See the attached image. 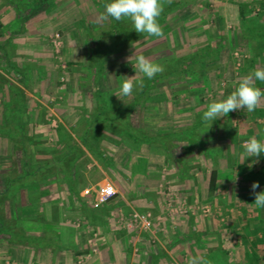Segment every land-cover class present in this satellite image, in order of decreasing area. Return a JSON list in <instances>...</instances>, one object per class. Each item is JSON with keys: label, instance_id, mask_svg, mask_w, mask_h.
I'll use <instances>...</instances> for the list:
<instances>
[{"label": "crops", "instance_id": "obj_1", "mask_svg": "<svg viewBox=\"0 0 264 264\" xmlns=\"http://www.w3.org/2000/svg\"><path fill=\"white\" fill-rule=\"evenodd\" d=\"M110 2L111 0H80L79 2L0 0V167L9 168H4L2 162H6L5 158L11 154L24 155L27 156V162L39 163V160L43 161L48 156L44 154L47 149L40 150L42 145L52 148L49 153L55 155L66 144L75 141L83 154L74 165L67 167L70 173L73 172L70 176L74 175L73 185L77 189V196L71 195L66 189L67 198L72 203H82L88 197L87 192L95 185L88 186L85 181L83 171L89 169L101 171L103 180H108L106 172L111 169L127 170L134 181L137 178V170L140 169L141 174L145 175V178L143 177L145 181L157 182L156 190L145 193L147 198L155 194H160L163 198V202H159L163 207L160 213H155L153 209L144 210L150 211L152 226L149 229L140 228L136 234L133 229L125 231L122 228L124 237H119L117 241L114 239L109 245L106 243L112 248L107 247V254L101 256L98 264H187L191 256L204 257L210 261V264H248L252 253L246 251H254V247L249 244L241 245L239 248L234 242H231L232 245L223 242L219 236L221 225L216 226L214 223L219 230L214 228L211 226L213 219L211 215L206 214L203 209L197 210L196 201L200 199V195L204 197L201 198L203 203L206 200H213L216 203V194L220 190L218 187L226 186L227 183L230 185L233 174L240 171V169H232L231 159L228 160L229 163L225 157H221L222 150L218 152L219 147L213 149L200 147V144L207 139L206 132L215 134L218 139L223 135L217 127L220 118L213 122L202 120L203 113L210 104L199 99L203 94L202 91L208 89L210 85L208 80L211 74L208 67L205 66V81L190 79L182 74H179V77H167L166 83L155 89L161 94L160 100L145 101L142 105L147 112L143 117V109L140 110L142 125L150 135L153 132L154 135L164 138V143H161L160 147L152 146L151 142L130 144L127 141L126 145L120 142L116 146L115 143L119 139L115 142L107 140L108 133L104 130L93 131L90 122L97 120L96 114L105 115L108 112L111 115L122 106L134 103L136 91L140 88L134 87L132 94L125 96L121 92V87L125 77L135 75V79H139L143 75L139 70L136 72L132 68L136 65L138 55L147 56V51L161 50L165 58L182 56L189 58L192 55L197 58L202 50L206 49L209 52V55L205 56L206 60L212 61L216 57L215 53L225 43L221 33L218 31L216 33V21H219L224 29L235 27L242 41L250 47L249 41L242 35V24H250V21H253L250 20L249 12L263 10L264 14V0H171V2L162 0L163 11L160 15L162 18L160 25L164 32L162 37L141 33H139L141 36H137L138 33L130 19L127 23L121 22L122 20L116 21L111 17L102 20L105 5ZM241 3L250 4L251 7L248 8L250 10L245 11L241 8ZM261 24L263 25L264 22ZM128 26L129 36L127 38L125 35L119 36L120 27ZM54 31L60 33L62 40L58 56L53 53L49 42V36ZM117 35L118 45L115 44L116 46H111L109 49L110 54L116 55L117 58L121 57L120 55L128 57L122 65H120L121 58L117 62L114 60L110 63L104 62L106 49L103 46L109 45L112 40L115 41ZM260 42L264 43V39ZM262 43H259V55L264 54ZM114 62L119 64L116 65ZM256 66L264 68L260 63ZM256 82L259 84V81ZM263 85L264 83L260 82L257 87L264 90ZM152 90L154 89L150 88V91ZM180 96L182 98H179ZM186 99L187 104L184 105L185 102L181 100ZM148 107L162 114L157 117L156 125L146 124V119H150L154 116L152 113H156V110H147ZM258 108L262 109L258 111L257 116L263 122L261 128L263 127L264 130V100ZM186 109L191 110L190 115V112L184 111ZM135 116L131 117L132 123H136ZM79 138L86 140L88 149L81 144ZM57 139H60V148L54 145ZM259 140L264 141V137H260ZM108 143L116 146L113 149L114 153L118 151L126 156L124 167L121 163H117L119 166L116 167L114 164L117 162L116 158L111 159L105 155ZM232 148L228 146L224 148V152L226 151L230 158ZM169 149L170 153L172 152L171 156L166 155ZM212 150L213 153H209ZM152 155H158L160 162L155 164ZM262 156L264 153L259 157ZM106 159L109 160L105 161ZM154 165L159 168L157 175H153L152 172L157 168ZM248 165L242 167L251 168ZM15 166L18 164L16 163ZM52 167L55 171L54 178L59 177L62 185L66 186L59 171L56 173L60 167H55L53 164ZM143 178L139 177L140 180ZM49 179L51 181L52 177L44 180ZM242 180L240 179L241 182ZM106 183L111 182L106 181ZM112 185L118 195L114 194L112 198L117 196L121 206H125L126 210L129 208L132 212L133 198L126 199V196L117 190V185L114 183ZM162 187L169 189L167 195L170 193L175 195L172 204L178 199H183L189 210L184 214L168 213L164 192L166 189L163 191ZM258 189L264 191V184H259ZM207 194L208 196H205ZM243 197L245 199L243 201L248 203L250 200L254 201L252 198L255 196L250 191ZM233 202L232 196L226 197V205ZM20 204L26 203L21 200ZM66 208L67 211L58 213L59 220L53 223L47 221L46 226H51L43 228L42 233L31 234L24 229L25 234L35 237H45L44 232L57 235L56 241L50 243L46 238L47 242L44 245L35 242L38 246H34L33 243L26 245L22 242H4L5 251L2 254L11 250L12 258L23 264L83 263L84 259L80 263L77 259L82 252L77 256L76 247L63 243V236L68 229H78L73 225L72 206L67 204ZM15 212V215L23 217L27 211L19 210L18 207ZM231 212H234L231 208H225L223 213L229 217ZM14 213L9 214L14 215ZM196 220H202L201 225L204 224L197 230L192 227L196 224ZM126 237L129 243L125 245ZM238 248L245 250V253L241 257L237 254L238 259L232 258V249L236 252ZM256 249L260 252L256 261L258 264H264L262 254L264 243L258 244ZM109 250L112 256L108 253Z\"/></svg>", "mask_w": 264, "mask_h": 264}, {"label": "rangeland", "instance_id": "obj_2", "mask_svg": "<svg viewBox=\"0 0 264 264\" xmlns=\"http://www.w3.org/2000/svg\"><path fill=\"white\" fill-rule=\"evenodd\" d=\"M76 1L79 2L80 0H76ZM240 5L241 8L245 9V11L250 10L248 9L251 7L250 4L241 3ZM255 13L256 12L253 13L249 12V15L251 16L250 20H252L253 17H255L254 16ZM259 21L262 23L264 22V19L262 20L261 18V20ZM121 22L127 23L128 18H124ZM252 22L250 21V24H253ZM125 28H126L125 30L121 31L123 32L121 34L122 36L126 35V33H129L130 30L129 26ZM215 28H216V33L217 31L221 33L220 35H222V37L225 39V43H223L224 44L223 47L218 52L215 53L216 57L212 61L206 60L207 62H205V66L209 68L210 71L209 73L211 74L208 80V82L210 81V85L208 89H204L202 91L203 94L199 96V99H201V101L203 102L205 101L208 103L225 99L228 95L232 93V91L235 90L242 77L250 73H253L257 68H259L258 66H256L255 61L258 60V58L255 57V53H254V51H258L260 48V46H258V43L251 41L248 43L250 44V47L247 46L242 41V37H240L239 31L235 27L224 29V26L220 24L219 21H216ZM118 38L119 36L116 37L115 41L112 40L109 45L103 46V48L106 49L105 50L106 52H104V62L108 61V63H110L112 62V60L117 62L121 58L120 65H122L123 64L122 62L124 60H128L127 56L120 55L121 57L117 58L116 55L113 56L110 54L109 48L111 46L118 45ZM128 48L129 47H127V50ZM252 56L255 57V61H252L251 59ZM106 57L107 59L105 60ZM145 57L149 58L154 63L160 64V61H162L161 58L164 57V53L161 50H159L158 52L147 51V56ZM116 62H114V64L118 65L119 62L118 63ZM160 65H163L164 69H167L164 64H160ZM132 68H134L136 72L138 71V69L135 68V66H133ZM214 73L218 75H215ZM148 81L149 79L147 80V82ZM166 81L167 80L164 79L161 80L160 82H157L156 84L157 88L160 86L162 87V85H164ZM228 87H231V91L227 95L225 91ZM165 89H167L166 86ZM179 98L182 97L180 96ZM181 101L185 102L184 105L187 104V99L185 101L184 100ZM148 108L147 110H156V109H150V108L148 109ZM186 110L184 111L186 113L190 112L189 113L190 115L191 110L190 109H188L187 111ZM157 111L158 110H156V113H152V115L154 116H151L150 119L148 118L146 119L147 125H153V124L156 125L157 117H160L162 115L161 113H157ZM144 113L147 112L144 111L143 109L142 110L143 117H144ZM262 124L263 122L258 118L255 111L247 112V109L244 108V109L230 111L226 116L220 117V120L217 123V127L223 133L221 139H218L216 136H214L215 134H212L211 132L205 133L207 139L203 141L202 145L204 147H211L212 149L219 147L220 150L218 149V152L222 150L220 152L221 157H225L227 162H229L228 160L231 159V161H233L232 169L233 170L240 169V171L233 174L232 177L233 181L230 183V185L227 183L226 186L218 187L220 188V190L218 192L216 190L217 192L216 203L215 201L213 202V200L211 201L206 200L203 203V201H201V198L204 197L201 195L199 196L200 199L196 201L198 205L197 210L201 211L202 209L206 208L207 211H205V213L206 214L209 213L208 215H211V217L213 218V219L210 218L212 223V224L210 223L211 226L216 228L214 223H216V226L221 225L219 228L220 230L218 228L216 229L219 230L220 232L219 236H221L223 242L230 243L231 245H232L231 242H234V244L238 245L239 248H241V245L245 246L249 244H251L252 247H254V251L251 250L246 251L250 254L252 253V258L250 256L249 259L250 261L248 262V264H255V263L258 264V261L256 260L260 252H257L256 246L258 244L264 243V208L257 207L254 204V201L251 200L248 203L244 202L243 200L245 199L243 196L244 194L252 191L251 185L253 184V182L264 184V156H262L261 158L254 156L247 157L244 152L243 143L249 140L252 136H256L257 139H259L260 137H264L263 127L261 128ZM223 127L225 128V132L222 130ZM120 142L124 144L126 140L123 138H119L118 142L115 143L116 146H118ZM126 144L127 143H125V145ZM116 146L115 145L113 146V144L108 143L107 148H105V153H106L105 155L111 159H113V157L116 158L117 160L116 163H114V160L112 161L116 165V167L119 166L117 163H121L124 167L126 156L123 155L122 152L117 151L114 153L113 149H115ZM226 146L230 148L233 147L231 150L232 153L231 158L228 156V153L226 151L224 152V148ZM46 149L47 152L45 153L43 152L46 155L48 154L46 159L44 158L45 160L43 161L39 160V163H32L31 161L30 162L26 161V162L29 165H35L41 167L42 169L41 171L46 172L45 173L46 176L52 175L53 180L52 179L51 181L50 179L48 181L40 180V182L33 184L28 189L21 188L19 191H17L18 188H11L12 190H9V188L7 189L6 181L5 180L4 182L0 181V223H1L0 227L4 228L7 227V224H11L10 223L11 220H9V218L12 216L17 222H19V224L28 233L31 234L42 233L43 228H47L48 226H51V225L46 226L48 222L52 221L51 223H53V221L59 220L58 213L60 214L61 213L60 211H62V213L64 211H67L66 206L67 204H69L72 206L73 209V212L71 214L72 219L74 220L73 225L74 227H78V229H68L63 236V243L64 244L66 243L71 247L73 246L76 247L75 252L77 253V256H80L79 252H82L81 256L77 258L78 263H80V261L84 259V262L81 264H98L99 263L98 260L101 258V256L103 257V254H107L108 251L107 247L112 248L111 246L108 245L111 244V242H113L114 239H116L117 241L119 237H122L124 235V233L122 232V228L125 231H130L133 229V232L135 234L139 232L140 229L138 227L127 226L129 213L131 211L129 208L128 210H126L125 206H121L120 200L117 199L118 196L117 191H115V195L117 196L112 198L110 201H106V202L98 201L97 195H98L99 187L104 186L106 184V181L107 182L110 181L111 185L113 183L117 185V190H119L122 194H124L126 196V199L130 197L133 198L132 201V206L134 208L133 211L145 212L144 210L153 209L155 213H160L163 210L162 204L159 203L163 200V198L160 197V194H155L151 198L146 197L147 196L145 195L146 192H151L156 190L157 182L153 183L151 181L150 182L145 181L144 180L145 175L141 174L140 169L137 170L138 173L136 174L137 176L136 181L130 178L129 176L130 173H128L127 170H123V169H111L110 171H107L106 174L108 176V180L102 179L103 175L101 171H98L96 169L85 170L83 171L84 173L83 175L85 181L88 183V186H90L91 184H95V185L91 187L90 190L87 192L88 197L82 203H77V204L75 202L72 203L67 198V194L65 193L66 186L62 185L61 183L62 181L59 180V177H56L58 178V180L54 178L55 171L52 170L53 169L52 156L49 153V151H51L50 149L52 148H48V146H44V145H42V147L40 148V150H46ZM117 153H119V155ZM139 155L143 156L144 154H139ZM21 157L22 159H24L23 158L24 155H20V156H16L15 154L8 155V157L5 158L6 162L4 160H3L4 162H2L3 167L16 168L15 170L16 172L15 171L13 172L17 174L20 173ZM26 158L27 156H25V159ZM29 158H31V156ZM152 159H154L155 164L160 162V157L158 155L155 156L152 155ZM16 163L18 164V166H15ZM247 164H249L248 167L251 168L245 169L244 167H242ZM259 164L260 166H257ZM6 169L0 167V174L3 170ZM241 169H243V171H241ZM152 172L153 175L159 174V168L158 167L156 169L154 168ZM139 177L142 178L144 177V178L143 180H140ZM240 179H243L242 180L243 182H241ZM162 189L164 191L166 188L162 187ZM8 191L11 192V196L5 198L4 195ZM164 192L166 193V190ZM205 196H208V194ZM223 196L225 198H223ZM229 196L233 197L234 202L231 203L230 205H226V197L229 198ZM26 199L28 200L26 201ZM149 199H151V201ZM21 200L23 203L26 204L24 205L20 204ZM221 201H223V203ZM78 204L79 206H77ZM18 207L19 210L22 209L23 211L25 210L27 211L26 214L23 215V217L22 216L19 217L18 215H15L16 213L15 211H17ZM225 208H231L232 211L234 212H231L230 216L226 217V215H224ZM241 212H243V214H240ZM9 213H14V215L13 214L11 215ZM41 213L42 215L40 216ZM208 215H206V217H208ZM63 217L65 218V215ZM202 222H203L202 220L199 221L196 220V224H193L192 227L197 230L199 229V227H202L204 225V224L201 225ZM56 236L57 235L51 233L45 234V237L48 238L50 243L56 239ZM127 239L128 237L125 238L124 241L125 245L129 243L127 242L128 241ZM106 243H108V245ZM3 245L4 243H0V264H23L19 260L12 258L13 255H10L11 250L8 253L6 252V254L4 253L2 254V252L5 251V247ZM239 248L236 250V252L235 250L232 249L231 252L232 258L238 259V257H241V255L245 253V250L242 251ZM109 251L110 252L108 253L110 254V256H112L111 250ZM262 254L264 255V252ZM262 254H260V256Z\"/></svg>", "mask_w": 264, "mask_h": 264}, {"label": "trees", "instance_id": "obj_3", "mask_svg": "<svg viewBox=\"0 0 264 264\" xmlns=\"http://www.w3.org/2000/svg\"><path fill=\"white\" fill-rule=\"evenodd\" d=\"M263 10H258L254 14L255 17H253V24H242V29L241 32L243 33L242 35L246 37V39L251 42L258 43V46L260 45L259 43L261 39H264V24H259L261 23L259 20L263 17ZM262 16V17H261ZM161 16L158 17V22L160 23L161 21ZM246 25V26H245ZM120 34L119 36H122L121 32L122 30H125L126 28L120 27ZM147 34V33H144ZM143 34V35H144ZM117 35V36H118ZM129 36V33H126L125 37L127 38ZM137 36H141L139 33ZM262 46H264V43H262ZM255 57L258 58V60L255 61V57H251L252 61H255V63H264V54L259 55V50L254 51ZM205 54V55H204ZM209 55V52H207L206 49L202 50L201 54L198 55L196 58L195 55L189 57V58H184L182 57H169V58H164L160 61V64H164L167 69L163 71V73H158L154 76V78L149 79L147 82V77L143 75L140 76V79L138 80H143L144 81V86L143 88L138 89L136 91V95L134 97V103H131L126 106H122L121 108L117 109L113 114L109 115L108 112L103 114H96V118L94 121L90 122L91 129L93 131H102L104 130L105 132L108 133V136L106 137L107 140L111 142H115L119 138L125 139L128 143H146L148 144L151 142L153 144L152 146L155 147H160L162 146L161 143H164V138H162L159 135H154L153 132H151V135L148 133L149 131L146 130L143 125H142V118L140 114V110L143 109L142 105L144 104L145 101H157L160 100L159 96H161L160 93L156 92L155 89H157V86L155 84L157 82H160L162 79H167V77H179V74H182V76H186L190 79L198 80L202 79L205 81L206 79L204 78L205 75V62L206 57ZM256 58V59H257ZM185 65V66H184ZM196 67V68H195ZM196 72V74H195ZM195 74V75H194ZM204 78V79H203ZM136 79V80H137ZM256 82V85H260ZM264 83V82H263ZM238 86V85H237ZM264 87V85H263ZM150 88H153L154 90L150 91ZM231 91V87H228L226 89V94L228 95ZM261 111V108L255 109V113L258 115V111ZM252 111V112H254ZM249 112V111H248ZM134 115L136 118V123H132L131 117ZM104 116V117H102ZM222 130L225 132V128L223 127ZM116 132L118 134H116ZM60 139H57L54 145L56 144V147L60 148L61 147V142L59 141ZM85 148L88 149V145L86 140L83 138L78 139ZM189 140V139H188ZM187 140V141H188ZM200 147H204L202 144H200ZM56 148V149H57ZM205 149V147H204ZM55 150V149H54ZM58 150V149H57ZM217 150V149H216ZM209 153H213L212 151H209ZM54 154V153H53ZM52 156V164L55 165V167H60V169H57V172L59 171L61 178L66 182V189L71 195L77 196V189L74 187L73 184H75V177L70 176V171L67 169V167L71 166L72 164L77 161L78 158L81 157L83 154V151L78 147L75 141H72L69 144H66L63 149H61L57 154ZM167 156H171L170 149L167 150ZM214 156V155H213ZM20 158V165L23 167L21 169L20 173H14L15 168H9L6 170H3L0 174V181L4 182L6 181V188L9 190H12L11 188H18L17 191H19L21 188L28 189L31 187L33 184H36L38 182L44 181L45 178H51L52 175L46 176V172L41 171V167L35 166V165H30L27 164L25 157ZM109 159H106L105 161H108ZM30 169H29V168ZM33 169V170H32ZM16 172V171H15ZM256 192H261V190H257ZM253 195V194H252ZM6 197L11 196V192L8 191L5 195ZM250 196V194H249ZM255 200V197L252 198ZM141 212V211H139ZM11 220V224H7V227H0V243H6V242H19L23 243L26 245H33L35 242L38 244L44 245L46 241V237H35L31 236L28 234L24 233V228L17 222L12 216L9 218ZM1 225V223H0ZM48 233V232H46ZM40 239L39 241L37 239ZM34 246H38L35 244Z\"/></svg>", "mask_w": 264, "mask_h": 264}, {"label": "clouds", "instance_id": "obj_4", "mask_svg": "<svg viewBox=\"0 0 264 264\" xmlns=\"http://www.w3.org/2000/svg\"><path fill=\"white\" fill-rule=\"evenodd\" d=\"M162 11V0H111L110 3L105 5V13L101 16V19L107 20L111 17L116 21H121L128 18L137 33L162 37L164 35L163 28L158 22V17ZM135 68L148 79L154 78L156 74L163 73L165 70L163 65L154 63L144 55L136 57ZM256 81L264 82V68H257L253 73L242 77L235 90L225 99L210 103L203 113L202 120L213 122L233 110L246 108L247 111L252 112L260 107L261 101L264 100V90L257 87ZM143 86L144 81L142 79L136 80L135 75L125 77L121 92L123 95L128 96L132 94L134 87L143 88ZM243 148L247 157H259L261 153H264V141L252 136L243 143ZM257 188H259V183L253 182L251 189L252 194L255 196L254 204L257 207L264 208V191L256 192ZM187 264H210V261L201 256H191L188 258Z\"/></svg>", "mask_w": 264, "mask_h": 264}, {"label": "built area", "instance_id": "obj_5", "mask_svg": "<svg viewBox=\"0 0 264 264\" xmlns=\"http://www.w3.org/2000/svg\"><path fill=\"white\" fill-rule=\"evenodd\" d=\"M49 42L53 53L58 56L62 45L61 35L57 31H54L49 36ZM168 191L169 189L166 188L165 201H167V212L170 214L186 213L189 209L186 206L185 201L183 199H178L175 204H172L171 201L172 198L175 197V195L171 193L167 195ZM114 194L115 189L113 185H111L110 183H106L104 186L99 187L97 199L99 202H106L111 199ZM203 211L205 212L207 211V209H203ZM152 220V216L149 212L132 211L129 215L127 226L149 229L152 226Z\"/></svg>", "mask_w": 264, "mask_h": 264}]
</instances>
